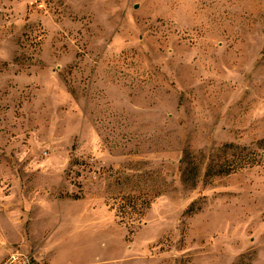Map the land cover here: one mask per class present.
<instances>
[{
    "label": "rangeland",
    "instance_id": "1",
    "mask_svg": "<svg viewBox=\"0 0 264 264\" xmlns=\"http://www.w3.org/2000/svg\"><path fill=\"white\" fill-rule=\"evenodd\" d=\"M263 139L264 0H0V261L264 264Z\"/></svg>",
    "mask_w": 264,
    "mask_h": 264
},
{
    "label": "built area",
    "instance_id": "2",
    "mask_svg": "<svg viewBox=\"0 0 264 264\" xmlns=\"http://www.w3.org/2000/svg\"><path fill=\"white\" fill-rule=\"evenodd\" d=\"M38 259L30 250L14 245L9 248L0 264H44L43 262L40 263Z\"/></svg>",
    "mask_w": 264,
    "mask_h": 264
},
{
    "label": "crops",
    "instance_id": "3",
    "mask_svg": "<svg viewBox=\"0 0 264 264\" xmlns=\"http://www.w3.org/2000/svg\"><path fill=\"white\" fill-rule=\"evenodd\" d=\"M46 217H47V216H46ZM45 223H46V224H45V227H46L48 224H47L46 221H45ZM56 230H57V227H56V229L54 230V233H56V232H55ZM3 257H4V256H3ZM3 257H2V258H3ZM48 257H49V258H48V259H49L48 261L51 263V261H50V255H49ZM1 260H2V259H1ZM51 264H52V263H51Z\"/></svg>",
    "mask_w": 264,
    "mask_h": 264
},
{
    "label": "trees",
    "instance_id": "4",
    "mask_svg": "<svg viewBox=\"0 0 264 264\" xmlns=\"http://www.w3.org/2000/svg\"><path fill=\"white\" fill-rule=\"evenodd\" d=\"M260 142H261V144L264 146V139H263V140H261Z\"/></svg>",
    "mask_w": 264,
    "mask_h": 264
}]
</instances>
